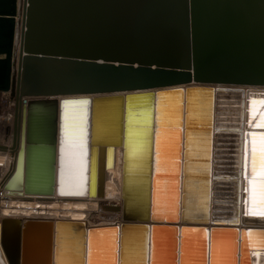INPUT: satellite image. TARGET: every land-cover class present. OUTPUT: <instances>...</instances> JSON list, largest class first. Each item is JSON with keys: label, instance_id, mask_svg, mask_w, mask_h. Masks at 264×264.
<instances>
[{"label": "water", "instance_id": "obj_1", "mask_svg": "<svg viewBox=\"0 0 264 264\" xmlns=\"http://www.w3.org/2000/svg\"><path fill=\"white\" fill-rule=\"evenodd\" d=\"M0 91L15 100L8 195H102L104 166L121 151V201L107 206L116 222L3 218L6 264H59L62 228L75 232V264H93L101 251L124 264L135 236L140 264H157L164 241L165 264H184L190 232L199 264H250L246 240L256 233L264 250V175L249 177L248 154L264 140V119L256 128L251 118L259 101L264 109V0H0ZM196 127L212 141L219 130L231 133L236 169L219 183L233 196L229 220L214 215L215 156L211 170L189 172ZM135 149L142 157L132 177ZM79 163V189L66 191ZM193 189L208 196L199 218L188 215Z\"/></svg>", "mask_w": 264, "mask_h": 264}, {"label": "bare ground", "instance_id": "obj_2", "mask_svg": "<svg viewBox=\"0 0 264 264\" xmlns=\"http://www.w3.org/2000/svg\"><path fill=\"white\" fill-rule=\"evenodd\" d=\"M262 103V101H259L254 106L252 119L257 117V123L252 122L253 127H261V121L264 119V109L259 108V104ZM134 111V110H133ZM135 112V111H134ZM147 112L146 110V116ZM264 124V123H262ZM255 129V128H254ZM253 129V130H254ZM256 130V129H255ZM103 133V132H102ZM106 137L110 139L111 137V131L110 129L107 130ZM254 134H258L254 132ZM262 133L258 134L261 135ZM201 138L204 140L203 136L201 135ZM206 138V136H205ZM261 143L262 148V156L261 158L264 159V140L259 138H256ZM134 151V152H133ZM140 149L131 150L129 153L130 157V172L132 173V177H134L136 174V168L138 163L140 162L139 157H142V154L140 153ZM146 155V154H144ZM79 159V158H78ZM105 160V157L103 158ZM136 160V161H135ZM137 162L136 165H134V162ZM144 167L143 171L145 172L148 164L146 161L143 162ZM262 166L264 165V160L261 161ZM96 167V166H95ZM264 167V166H263ZM63 171L66 167H63ZM70 173L72 177L75 179L74 183H68L67 185H64V188L66 191H75L79 189V182L80 179L82 180L84 177L81 173L82 165L80 163L78 165L72 164L70 167ZM236 169V168H235ZM264 169V168H263ZM261 170V176L257 175H249V177H262L264 175V170ZM203 172V171H202ZM224 177V176H223ZM218 177L220 179V183L224 180H226V177ZM62 178V175H61ZM96 179V177H95ZM133 182V180H131ZM195 183V182H194ZM202 182H200L201 184ZM205 183V181H204ZM94 185L96 187V181L94 182ZM196 185V183L194 184ZM208 185V181H207ZM143 187V185H141ZM251 189V195L253 194L254 197L256 195V190ZM143 190V189H142ZM140 190V191H142ZM196 190L198 194H194L193 200L190 202V207L188 210V215L192 216L194 218H199V216H204V209H202V206L205 204V201L208 200V196L203 191ZM216 207H215V213L218 217V220L224 221L229 220L233 215V196L232 193H230V196L228 197L225 193L226 189L222 188L221 186H216ZM144 191V190H143ZM142 191V192H143ZM74 197V196H72ZM252 197L250 204L252 205V213L254 215L260 214L261 210L259 209V206L256 207V200ZM26 199H16L14 201H11L9 206H5L6 208L0 209L2 213L7 215L9 218H16L20 219L22 221L29 220V219H39V220H73V221H80L88 224L89 226H103V225H112L113 222H116L119 218L118 213H110L107 209V206L109 205H115L119 204L121 201V151L117 147L114 149L113 154V164L109 169L105 170L104 166V182L102 186V195L92 194L87 198H60V197H52L49 200H40L36 197H25ZM9 203V202H8ZM260 204V202H259ZM106 207V210H102V207ZM259 209V210H258ZM218 211V212H216ZM258 212V213H257ZM1 214V213H0ZM62 231L66 233V241L65 243H61L58 257H59V264H75L77 262V246L76 243V237L73 236L74 233L72 231H69L68 228H62ZM195 233L190 232V234H187L188 237L191 238V245L190 247H184V255H183V261L184 264H192L190 262L194 261V264L198 263V258L200 257L199 249H197V239H192L193 235ZM166 235V234H165ZM165 235L163 234V241L165 239ZM205 237V233L202 234ZM195 236V235H194ZM70 237V238H69ZM201 237V236H200ZM260 238L261 234L256 233L253 235H249L246 240V244L248 246V257L250 264H264V250L258 249L260 247ZM139 241V240H138ZM199 241V240H198ZM107 243V241H104V245ZM128 244L127 249L124 254V264H140V258H139V245L137 243V236L135 238L131 237L127 242ZM165 241L159 242V251L157 254V264H165L166 262V250H165ZM250 247V248H249ZM75 248V249H74ZM145 243H144V249H145ZM189 249V250H188ZM101 251V249L99 248ZM117 252V251H116ZM115 252V253H116ZM102 254V251L99 252L96 257L93 258V264H110L109 258L107 257V260H103V257L100 256ZM105 254V253H104ZM141 254V252H140ZM102 259V260H101ZM165 260V261H164ZM193 260V261H192ZM112 261V260H111ZM0 264H6L4 261V258L2 256L1 250H0Z\"/></svg>", "mask_w": 264, "mask_h": 264}, {"label": "crops", "instance_id": "obj_3", "mask_svg": "<svg viewBox=\"0 0 264 264\" xmlns=\"http://www.w3.org/2000/svg\"><path fill=\"white\" fill-rule=\"evenodd\" d=\"M201 125V123H199ZM223 126H226V124L221 123V129ZM194 137L191 138L187 145L188 150V169L190 174L195 176H200L205 169L208 171L211 170V160L213 155L216 158L217 161V167L215 175L217 177H227L233 176L235 172V149L230 143L232 141L231 139V133L224 130H219V134L217 135L215 141H212L210 137H206V139H202L201 135L199 133H202L201 127L194 128ZM228 129V128H227ZM233 134V132H232ZM225 135V136H224ZM215 142V148L213 149V144ZM252 150L248 152L250 155V160H253L254 166L250 168V174L251 175H257L261 176V170L263 169V166L261 164V161L263 158L262 156V148L261 143L258 140H253L252 143ZM166 153V152H165ZM249 158V157H248ZM242 159V158H241ZM206 163V165H205ZM210 163V164H209ZM207 171V172H208ZM209 173V172H208ZM211 175V173H210ZM220 182H217V185ZM225 193H227L225 191ZM228 195V193H227Z\"/></svg>", "mask_w": 264, "mask_h": 264}, {"label": "built area", "instance_id": "obj_4", "mask_svg": "<svg viewBox=\"0 0 264 264\" xmlns=\"http://www.w3.org/2000/svg\"><path fill=\"white\" fill-rule=\"evenodd\" d=\"M0 209L9 206L11 201L16 199H26L24 194L14 193L8 195L4 189V184L12 171L14 165V155L12 146V126L14 119L15 100L10 97L9 92L0 91ZM9 202V203H8ZM0 221L8 217L0 211Z\"/></svg>", "mask_w": 264, "mask_h": 264}, {"label": "rangeland", "instance_id": "obj_5", "mask_svg": "<svg viewBox=\"0 0 264 264\" xmlns=\"http://www.w3.org/2000/svg\"><path fill=\"white\" fill-rule=\"evenodd\" d=\"M1 109H2V108H1V106H0V113H1V111H2Z\"/></svg>", "mask_w": 264, "mask_h": 264}]
</instances>
